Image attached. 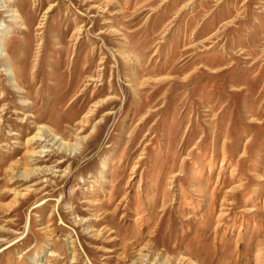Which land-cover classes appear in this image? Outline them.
Segmentation results:
<instances>
[{
	"label": "rangeland",
	"instance_id": "obj_1",
	"mask_svg": "<svg viewBox=\"0 0 264 264\" xmlns=\"http://www.w3.org/2000/svg\"><path fill=\"white\" fill-rule=\"evenodd\" d=\"M0 264H264V0H0Z\"/></svg>",
	"mask_w": 264,
	"mask_h": 264
},
{
	"label": "bare ground",
	"instance_id": "obj_2",
	"mask_svg": "<svg viewBox=\"0 0 264 264\" xmlns=\"http://www.w3.org/2000/svg\"><path fill=\"white\" fill-rule=\"evenodd\" d=\"M62 77V76H61ZM60 79V77H58Z\"/></svg>",
	"mask_w": 264,
	"mask_h": 264
}]
</instances>
